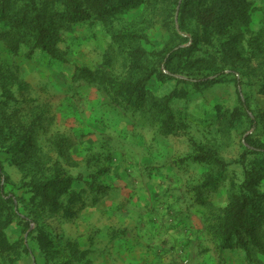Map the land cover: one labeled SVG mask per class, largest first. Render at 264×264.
I'll return each instance as SVG.
<instances>
[{
    "label": "rangeland",
    "instance_id": "obj_1",
    "mask_svg": "<svg viewBox=\"0 0 264 264\" xmlns=\"http://www.w3.org/2000/svg\"><path fill=\"white\" fill-rule=\"evenodd\" d=\"M183 1L144 0L113 15L88 10L76 22L57 16L48 54L33 58L0 39V70L11 75L0 83V194L22 216L4 228L19 255L0 251V264L69 262L66 238L85 229L94 207L73 224L54 218L31 186L55 177L86 194L109 187L99 203L109 210L143 212L150 223L161 213L189 227L195 239L183 264H264V255L247 261L237 248L219 252L232 197L260 170L264 151V0H235L228 26L210 43L204 31L181 28ZM78 69L100 71L107 82L80 78ZM37 111L49 118V135L76 143L69 161L44 135L32 140ZM254 187L264 195V172ZM37 223L55 232L58 255L48 257L31 235Z\"/></svg>",
    "mask_w": 264,
    "mask_h": 264
},
{
    "label": "trees",
    "instance_id": "obj_2",
    "mask_svg": "<svg viewBox=\"0 0 264 264\" xmlns=\"http://www.w3.org/2000/svg\"><path fill=\"white\" fill-rule=\"evenodd\" d=\"M144 0H0V23L7 24V31H0V39L4 40L7 47L15 55L24 54L27 58H33L39 51L48 54L51 47L50 29L53 20L60 16L68 22L87 19L89 11L94 14L113 15L117 11H128L139 6ZM158 0H151L155 6ZM166 1V0H163ZM176 2L178 0H167ZM235 0H184L179 14L181 28L200 35L204 31L208 35V42L213 39L214 33L221 34L228 26L231 16V8ZM200 39H198L199 41ZM25 47L27 51H21ZM80 78L105 84L107 79L100 72H92L87 69H78ZM8 73L0 70V83L9 82ZM13 80L17 77L13 74ZM5 87V85H2ZM125 92L138 94L137 85H127ZM120 94V93H119ZM174 93L167 98L173 97ZM166 98V99H167ZM50 121L43 113H34L29 125L32 140L37 142L44 135L54 152L62 159L69 161L70 152L76 145L74 140L60 133H48L44 129ZM35 148L40 146L34 143ZM29 150V149H27ZM40 150V148H39ZM262 159L258 163L260 168L251 179H247L245 190L234 194L221 225V243L219 252L221 255L235 248L245 254V259L251 261L256 256L264 255V195H258L254 185L260 180L264 172V151ZM73 179H61L55 177L43 183L31 186L32 199L39 200V206L58 218L63 224H73L88 208L96 207L105 196L110 193L109 187L92 186L91 193L86 189L79 191L73 187ZM13 199L8 194H0V251L13 252L19 255L20 244H11L4 235V228L13 223L12 217H22L19 209L15 208ZM25 219V218H23ZM50 226L36 224L31 235L36 234L41 250L48 256L58 255L55 241ZM23 249L25 246L22 244ZM64 253L69 262L65 264H93L92 255L95 252L91 247L81 248L78 242L67 237L63 245Z\"/></svg>",
    "mask_w": 264,
    "mask_h": 264
},
{
    "label": "crops",
    "instance_id": "obj_3",
    "mask_svg": "<svg viewBox=\"0 0 264 264\" xmlns=\"http://www.w3.org/2000/svg\"><path fill=\"white\" fill-rule=\"evenodd\" d=\"M107 207L102 203L92 208L85 216V229L77 228L70 235L81 248L91 247L96 251L92 255L94 264H183L188 261L190 241L195 239L189 227L176 225L161 213H156L150 223L143 212H119Z\"/></svg>",
    "mask_w": 264,
    "mask_h": 264
}]
</instances>
